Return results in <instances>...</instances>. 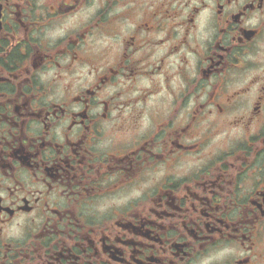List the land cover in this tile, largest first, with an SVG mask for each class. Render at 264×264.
<instances>
[{
	"label": "flooded vegetation",
	"instance_id": "obj_1",
	"mask_svg": "<svg viewBox=\"0 0 264 264\" xmlns=\"http://www.w3.org/2000/svg\"><path fill=\"white\" fill-rule=\"evenodd\" d=\"M0 264H264V0H0Z\"/></svg>",
	"mask_w": 264,
	"mask_h": 264
}]
</instances>
